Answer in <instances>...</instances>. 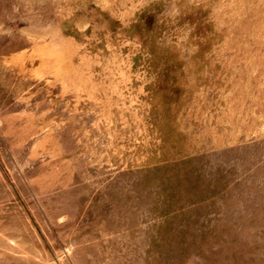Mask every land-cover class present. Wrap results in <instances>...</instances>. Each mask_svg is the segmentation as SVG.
<instances>
[{
  "label": "rangeland",
  "instance_id": "1",
  "mask_svg": "<svg viewBox=\"0 0 264 264\" xmlns=\"http://www.w3.org/2000/svg\"><path fill=\"white\" fill-rule=\"evenodd\" d=\"M0 264H264V0H0Z\"/></svg>",
  "mask_w": 264,
  "mask_h": 264
}]
</instances>
